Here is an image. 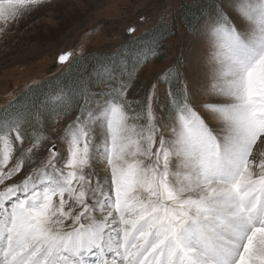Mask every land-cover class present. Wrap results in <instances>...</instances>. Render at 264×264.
I'll use <instances>...</instances> for the list:
<instances>
[{
	"label": "snow or ice",
	"instance_id": "obj_1",
	"mask_svg": "<svg viewBox=\"0 0 264 264\" xmlns=\"http://www.w3.org/2000/svg\"><path fill=\"white\" fill-rule=\"evenodd\" d=\"M49 7L0 0V35ZM188 31L187 67L141 101L154 43L101 65L98 91L0 110V264H264V0H207ZM57 108L76 112L66 147L37 156L47 137L26 125Z\"/></svg>",
	"mask_w": 264,
	"mask_h": 264
},
{
	"label": "rangeland",
	"instance_id": "obj_2",
	"mask_svg": "<svg viewBox=\"0 0 264 264\" xmlns=\"http://www.w3.org/2000/svg\"><path fill=\"white\" fill-rule=\"evenodd\" d=\"M192 1L53 0V7L43 11V15L17 23L7 36L0 35V110L35 84L55 81V85H58L70 69L71 62L85 59V55L99 61L88 73L85 88L98 91L104 87L97 77V69L101 65L119 62V56L125 51L126 45L134 49L143 48L139 37L149 35L160 23L170 22L183 3ZM206 3L207 0H203L200 9ZM58 4L61 5L55 7ZM130 27L135 28V31L129 33ZM188 29L185 26L179 27L173 36L166 38L159 56L154 50L155 55L142 65L132 82L128 93L130 101L143 100L157 77L172 67L180 57L184 58L180 67H187L191 43ZM66 52L73 55L69 61L60 63L59 56ZM166 89L167 85L161 80L162 102L166 98ZM59 92L61 90L53 91L48 98ZM132 107L138 110L140 106L134 103ZM75 114L69 111L64 116L58 108L43 113L42 124L36 123L34 131H39L47 139L37 156L46 155L47 149L53 144L61 150L65 149L61 137L65 126ZM26 126L27 132L31 134L32 127L28 124ZM28 144L29 141L25 139L23 146L27 147ZM36 166L37 163H26L24 171L8 183L23 179Z\"/></svg>",
	"mask_w": 264,
	"mask_h": 264
},
{
	"label": "trees",
	"instance_id": "obj_3",
	"mask_svg": "<svg viewBox=\"0 0 264 264\" xmlns=\"http://www.w3.org/2000/svg\"><path fill=\"white\" fill-rule=\"evenodd\" d=\"M202 1L203 0H193L190 3H183L176 10L170 22L160 23L154 27L149 35L139 37L138 40H140L139 42L141 45L143 44L142 46L144 47L145 45L154 43V50L157 56H159L161 54V47L165 45L164 40L166 38L173 36V33H175L179 27L185 26L189 28L190 24L195 22V18L199 15ZM135 40H137V38H135ZM98 62L99 61L93 60L88 55H85V59L72 61L70 69L62 76V80L58 85H55V81H51L46 84H35L29 87L28 91L16 96L11 101L14 103L9 111H23L32 103H35V111L39 112L46 103L48 96L55 90L64 91L66 95L69 93L75 94L77 99H79V90L86 87L88 73ZM28 125L32 127L33 130L30 131L32 133L36 127V121L31 120ZM26 140L28 139L26 138Z\"/></svg>",
	"mask_w": 264,
	"mask_h": 264
},
{
	"label": "bare ground",
	"instance_id": "obj_4",
	"mask_svg": "<svg viewBox=\"0 0 264 264\" xmlns=\"http://www.w3.org/2000/svg\"><path fill=\"white\" fill-rule=\"evenodd\" d=\"M61 4H58L57 6H55V7H58V6H60ZM50 8H52V7H50ZM41 15H43V12L42 13H40L39 15H37V16H41ZM36 16V17H37ZM21 41V40H20ZM41 46V45H40Z\"/></svg>",
	"mask_w": 264,
	"mask_h": 264
}]
</instances>
